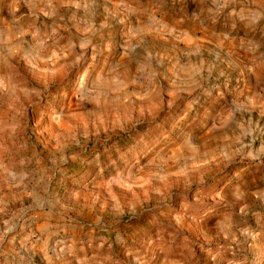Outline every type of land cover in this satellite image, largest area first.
Instances as JSON below:
<instances>
[{"label": "rangeland", "instance_id": "1", "mask_svg": "<svg viewBox=\"0 0 264 264\" xmlns=\"http://www.w3.org/2000/svg\"><path fill=\"white\" fill-rule=\"evenodd\" d=\"M0 264H264V0H0Z\"/></svg>", "mask_w": 264, "mask_h": 264}]
</instances>
